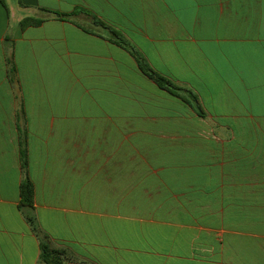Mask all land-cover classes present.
<instances>
[{"label": "crops", "instance_id": "1", "mask_svg": "<svg viewBox=\"0 0 264 264\" xmlns=\"http://www.w3.org/2000/svg\"><path fill=\"white\" fill-rule=\"evenodd\" d=\"M42 243L264 264V0H0V264Z\"/></svg>", "mask_w": 264, "mask_h": 264}, {"label": "trees", "instance_id": "2", "mask_svg": "<svg viewBox=\"0 0 264 264\" xmlns=\"http://www.w3.org/2000/svg\"><path fill=\"white\" fill-rule=\"evenodd\" d=\"M58 18H63L65 16L61 14H55ZM42 22L41 19L38 18H32L27 17L20 21L21 28H25L27 26H38ZM94 22L96 24H102L100 21L96 20L94 18ZM120 40V44L123 46H126V42L124 40ZM140 69L142 72H144L150 79H152L160 88H163L170 92L171 94L178 95L179 88L176 87L174 84H172L170 81L166 80L159 74L155 73L153 70H151L148 66L143 65L141 61L138 60ZM21 161L22 166L25 167V159H24V153H21ZM20 196H21V205L25 207H31L32 206V197H33V187L31 182L26 178L21 183L20 187ZM28 222L33 226V229L35 231L34 227V221L33 218L27 217ZM40 264H63L65 261H69L70 258L67 256V254L63 250L56 249L47 243H42L40 248Z\"/></svg>", "mask_w": 264, "mask_h": 264}]
</instances>
